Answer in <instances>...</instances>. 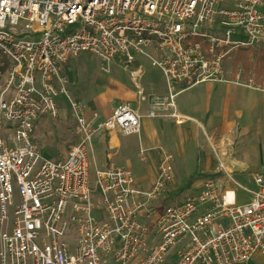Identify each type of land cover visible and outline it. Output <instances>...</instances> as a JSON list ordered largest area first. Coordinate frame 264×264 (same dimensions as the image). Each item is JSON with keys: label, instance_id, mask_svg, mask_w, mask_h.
<instances>
[{"label": "built area", "instance_id": "2783aa9c", "mask_svg": "<svg viewBox=\"0 0 264 264\" xmlns=\"http://www.w3.org/2000/svg\"><path fill=\"white\" fill-rule=\"evenodd\" d=\"M261 41L264 0H0V263L248 264L264 255V173L254 189L240 185L247 202L211 178L168 204L172 152L149 190L127 167L92 166L95 134L140 131L129 103L92 121L70 99L77 142L64 156L34 139L38 119L58 116L57 97L68 95L61 65L72 56L91 53L106 71L117 57L127 67L138 55L161 58L153 61L170 90L148 115L182 124L192 118L176 109V84L225 81L234 50Z\"/></svg>", "mask_w": 264, "mask_h": 264}, {"label": "crops", "instance_id": "0c3cea01", "mask_svg": "<svg viewBox=\"0 0 264 264\" xmlns=\"http://www.w3.org/2000/svg\"><path fill=\"white\" fill-rule=\"evenodd\" d=\"M83 53L61 65V73L67 78L66 88L73 83L69 82V75L74 76L76 85L81 84L80 68L75 70L72 63L75 64ZM154 54L158 55L155 51ZM153 59L138 55L129 70L124 68L130 83L122 84L114 91L120 96L119 103H104L106 94L88 97V93L75 88L71 89L70 95L69 87L68 95L59 93L60 110L66 105L73 115L70 99L81 101L87 104L85 117L92 121L110 117L114 108L124 102L141 115V128L137 133L124 134L113 128L93 136L92 166L102 168L116 164L127 167L133 172L136 185L149 190L157 177L163 154L168 151L175 158L173 175L167 183L166 203L180 204L179 201L201 191L211 178L221 189H234L239 201L244 202L240 192H244L248 196L246 202L249 201L250 195L240 185L254 189L255 175L264 173V87L242 80L241 74L228 69V62L233 61L228 60L225 81L204 82L190 88H185L183 83L176 84V109L192 118L178 124L173 117L148 115L151 99L165 96L170 90L163 70ZM141 94L146 96L145 101L141 100ZM182 189L188 191V196H180L179 200L177 195ZM256 261L262 264L264 255H257Z\"/></svg>", "mask_w": 264, "mask_h": 264}, {"label": "rangeland", "instance_id": "374dc122", "mask_svg": "<svg viewBox=\"0 0 264 264\" xmlns=\"http://www.w3.org/2000/svg\"><path fill=\"white\" fill-rule=\"evenodd\" d=\"M231 57L230 59L233 61L228 62L229 70L237 74L240 69L242 80L244 79L246 82L251 81L255 84H261L264 87V41L252 46L237 48L232 53ZM73 65H75V70L78 67L80 68L79 78L81 84L76 85L74 76L69 75V82L73 81L70 86L67 85L70 95L71 89L75 88L78 91L88 93V97L90 94H106L107 97L103 99L104 103L116 104L121 101L120 96L114 94V91H116L120 85L130 83V78L128 80V73L124 68L128 70L131 68V66L127 67L121 58L117 57L113 60L110 71L104 70L103 63L98 57L87 52L83 53L80 58H77V62L75 64L72 63V66ZM1 87L0 85V89ZM110 91H112L111 94ZM87 102H89V100ZM74 120V115H71L66 105L65 109L59 111L58 116L54 117L52 115H47L39 120V123L42 125L39 124L40 126L38 125L36 127L34 139L47 156L52 158L64 156L68 148L76 143L77 140L74 131L76 124ZM187 193L188 191L182 189L177 195L178 199L181 200L180 196L184 198ZM239 196L242 197L243 201H246L248 197L244 192H240ZM187 198L188 197L185 199ZM182 201L179 202L181 203ZM248 264L260 263L254 258L248 262Z\"/></svg>", "mask_w": 264, "mask_h": 264}]
</instances>
